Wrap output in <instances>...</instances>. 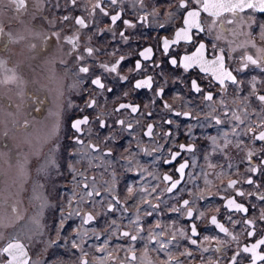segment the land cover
<instances>
[{"label": "flooded vegetation", "instance_id": "flooded-vegetation-1", "mask_svg": "<svg viewBox=\"0 0 264 264\" xmlns=\"http://www.w3.org/2000/svg\"><path fill=\"white\" fill-rule=\"evenodd\" d=\"M55 2L56 0H42L39 8V15L37 17L31 10L28 11L26 16L23 14V10L18 14L15 6L10 0H0V28H2L6 34H9L0 37V60L5 62L4 66L6 67L1 78V82L4 84L0 93V105L2 106L0 114L2 117L0 138H3V143L0 144V172L3 174L6 170H10V167H31L32 163L46 162V160L50 162L54 154V141L59 145L55 151V155L60 160L61 164L65 165L60 169V173L53 170L49 175L43 170L38 169V164V168H36L37 174L33 176L30 175V179L27 182L26 180H23L21 183L18 181L13 183L5 178V175L0 176V221H2L4 225L3 227H0V231H2L6 237L18 239L23 243L26 250L29 251L33 264H45V262L46 264H60L59 261L52 262L50 256H46V261L43 263H41V261L35 262L34 253L37 252V249L31 244V238L33 237L38 240V237L35 236L36 224L46 218H48V221H52L53 216L51 213L56 214L58 219L60 218L59 211L57 207H55V205H57V199L64 200L65 197L71 199V193L74 189L80 191L73 182L72 175L69 173L66 165H75V174L85 178L81 180L82 183H90L92 179H95L96 183L93 187L96 189L98 187L102 188L101 185H104V187L110 186L113 171L116 172L119 180L122 178L125 179L127 182L126 185L136 184V186L140 187L143 186L144 183L139 180L137 173L124 172L121 168V165L124 163V161L121 160V157L126 155L125 148L131 139L127 132L121 133L120 136L108 146L114 148L115 159L111 156H107V149H105L104 153L93 152L88 149L87 144L99 143V141L96 140L95 135L89 139L87 132L80 134L87 142L83 148L75 145V142L71 139L73 131L69 127V124L72 119L79 116V113H73L70 107H66V102L71 100L73 103L83 108L86 101H90L93 96H96V92L93 86L88 85L84 94H77L80 92V88L87 83V76L86 74H79L77 71L79 61L71 55L73 49L72 44L69 43V38L77 36H93L94 32H99V35H96L90 43L83 38L78 41L77 54L79 55V47L81 45L92 46L102 50L95 56L96 64H93V62L89 60V63L86 65L92 67L96 74H100L102 71L96 66L98 63L104 62L110 64L114 62L115 59H118L120 55H125L128 57V60L122 62L119 71L121 75H129L128 69L132 67L134 60L138 58L135 55L138 50H141L146 46L155 45L158 37L166 36L169 39L174 38V32L172 29L179 23V17H177V20H173L171 21V24H169V16L170 14L175 15V13H172V9L176 5H179V8L177 9V11H179L188 3V0H172L171 3H169L168 0H151L153 5H159V7L155 9L157 13L163 10L162 16L153 15L152 7L142 9L139 3H137L135 8L129 7L128 11L124 14V18H135L133 22L140 26L134 29H128L127 27L119 25V22L118 25H110L108 20L104 19L98 12L93 13L98 21L105 20V22L104 24L99 23L97 28L91 30L80 28L78 25H75L73 22L74 20L72 21L71 19L68 23H64L63 19L60 20V22H57L54 14ZM124 2L131 5V0H124ZM94 3L95 0H93V4ZM191 3L198 6V8L190 9V12L195 13V18L198 21L200 11H206L204 9L206 1L191 0ZM87 14V12H82L77 13L74 16L86 17ZM65 15H68L70 18L72 16L67 13H65ZM141 15L149 16L150 21H140L139 17ZM252 15H256L259 20L264 21V15H261L258 12L253 13L251 10H245V13L241 14V20L235 21L231 24L228 23V21L232 20V16L230 14H222L220 19H222L223 23L217 22L214 31L210 34H201V39L206 43L208 49H211V46L215 44L217 45V51L223 49L228 52L227 64L232 69L239 68L240 64L238 63V60L241 56L250 54L255 58L257 55L256 49L253 48L251 44L246 43L242 35H232L233 31L237 34L247 32L248 28L242 23V21L247 20ZM191 18L192 16L189 14L184 18L185 22H188ZM85 22L89 23V20L86 19ZM206 23L209 25L215 23V18H213V21L208 20ZM159 24H164L165 29L162 30L159 27ZM34 25L35 27H33ZM109 27L112 28V31H100V29H108ZM120 31H124L125 34L129 36V42L127 44H125L119 37ZM114 33L116 36L115 39H113ZM9 36L11 42H9ZM45 37L46 39H44ZM216 37H220V39H216ZM33 44L35 45V48H32ZM237 44L244 46L242 48L237 47ZM184 47H186V45L182 41L180 45L173 46L170 51H181L182 54ZM233 48L236 49L235 52L230 50ZM113 49L116 50L115 56L111 55ZM233 57H235V59H233ZM155 59L157 62H160L161 56L157 54ZM22 60H24V63H22ZM41 60L42 63L39 65V68L36 69L35 63L37 61L41 62ZM7 69H12L14 71L16 76L15 82H6L7 78L13 75V71H7ZM163 69L164 78L168 81L167 91L163 99L174 106V112L189 111L193 114L191 117L181 116L177 118L174 113H167V110L161 105H152L151 97L153 93L150 89L132 92L131 84L123 81L118 82L115 79H109L106 83L109 87H112L114 91L112 93L104 92L102 97H97L98 107L96 111L92 113V126L95 129V134L102 139L103 136L108 133V129L96 127L95 117L108 120L109 127H111L112 119H115L116 117L110 118L107 114L111 113L113 108L118 107L119 103L125 102L122 93L127 91L130 93L127 97V102L141 105L142 112L151 111L154 113L152 118H145L143 114L137 117V119L142 122V125H144V128L137 129V133L146 130V124L148 123L159 125L154 128L156 140L153 141L148 137H144V142L141 147L151 150L157 146V143H165L164 140L159 138V133L169 131V128L167 125L162 124V117L172 119L174 123L171 126L172 143L170 147L175 149L179 143L195 145V157H193L191 153L185 152L183 153V158L189 160L195 159L196 164L200 167H189L186 169L187 173H194L197 176H201L203 171L212 172L213 170L207 167L210 160L217 165L232 163L234 166L233 169L230 170L229 175L222 176L219 179L210 175L208 178L213 181V185L226 183L229 179H243V175H236L237 168L241 174L245 173L249 166V162L245 158L247 151H255L257 148L264 146V142L250 141L245 137L244 151L241 152L237 158L231 160H229L228 157L236 155L238 150L235 148L229 149V151L223 155L219 152H213V146L208 137H222V134L225 131H229L231 125H216L211 119H206L205 115L209 109L203 101V97L200 94L189 92L188 88L185 87L184 80H187L188 78H197L198 76L203 77L202 87L205 89L211 87V90L219 93L211 103L217 105V113L222 120L231 117V112L228 113V117H225L224 114L227 108L231 107V109L238 114H243L246 110L248 113V119L258 124L261 117L257 102L249 100L248 104L250 106H248L242 103V101L244 97L250 95V82L252 76L257 77L258 91L264 87V74L261 73L259 68L254 66L249 67L242 73L234 71V74L238 76L239 80L244 81V84L240 86L239 91L234 92L236 86L233 85L229 86L225 92L219 89L216 82L213 81L209 75L200 73L199 69L189 70L188 73H184V80H178L180 72L179 70H175L168 66L167 58H164ZM80 75L85 76V79L78 80V76ZM136 78L140 77L137 76ZM209 81H211V83H209ZM161 85L163 86V82H161ZM73 87H75V92L72 91ZM54 91H56V96H54ZM89 92L91 95L88 94ZM64 93L68 95V97H64ZM69 94L72 95L69 96ZM225 97L226 103L220 105V101ZM64 98L70 99L64 100ZM182 99L188 101L184 107H181ZM54 106L56 107L54 108ZM51 107L54 108L52 116L46 122L37 125L36 121ZM14 109L15 111H13ZM89 112L90 110L86 111L85 114H89ZM120 118H123L126 121L131 120L133 124L136 123V120L132 119L128 112H124ZM189 127H191V134L188 132ZM116 128L119 129V125H117ZM259 130L264 129H257V131ZM137 133H133V137H135ZM16 136L18 137V143L14 139ZM229 138L233 143L239 139L231 135ZM132 143L134 146L135 140H133ZM101 147H103V145H101ZM221 147H223V145H221ZM7 151H14L19 156L13 157L7 154ZM74 151L81 153V155L73 157L70 153ZM154 155L156 154L154 153ZM203 155H208L209 160L203 159ZM27 157L31 159L32 162L26 159ZM163 158L170 159V156L166 151L163 152ZM140 160L141 163L148 166L150 171L156 173L157 176L173 172V168L167 164H158V167L156 168L151 167L152 158L143 153L140 154ZM242 160L243 163L241 162ZM180 162L183 161L178 159L173 162V164L175 167H178ZM251 163L258 164L259 157H256ZM93 165L95 169L93 168L92 170H96L98 173L100 172V176L97 172L93 173L89 171ZM101 173L106 176L105 179L102 178ZM253 176L256 180V184L251 187L243 185L242 187L245 191L255 192L257 186L264 182V175L260 172L253 174ZM105 181H108L109 183L105 184ZM151 183L155 184L157 181H151ZM186 187L191 188L192 191L197 194L204 195H207L208 191L215 192L216 190L214 186L211 188H204L203 179L199 180L197 188H193L191 183L186 185ZM57 189L58 193H60V196H63V198H57V196L54 198V192L57 193V191L54 190ZM200 189H203L202 193L200 192ZM261 192H264V188H261V191L257 192L255 198L245 197L243 199L247 201L248 204H255L257 209H259L264 207V204L259 200ZM101 193L102 196L97 198L98 200H103L104 189ZM181 195L186 199L189 198L187 194L181 193ZM172 196L173 194H165L162 199L168 200L169 203H175V199L172 198ZM120 199L123 204V202L127 200V197L120 196ZM48 203H51L53 207H41ZM152 203L156 204L158 201L153 198ZM221 203L222 202L218 198L213 200L209 197L207 201H198L196 205L190 206L205 211L206 216L210 217L211 215H217L216 206ZM257 209H253L251 214L237 213L235 216L237 219L241 216H247V218L252 219L257 215ZM63 210L65 212L68 211L66 209V204ZM103 210L104 207H102V211ZM129 210L130 213L134 212L135 205L129 204ZM88 212L89 211H82L81 213ZM114 216L120 217V213L116 212ZM175 218L176 217L173 213L168 212L165 209L163 214H154L153 217L147 218L146 227L153 226L157 220L169 223ZM185 219L186 217H180L181 225H183ZM121 221H123L124 224L121 226L120 230H132V226L129 224L127 218H123ZM92 222L86 226H90ZM197 223L199 224V221H197ZM205 223H207V220H205ZM226 227H229L230 231L233 230L231 225H226ZM213 229L214 226H210L209 228L201 226L202 235L198 245H189V249L194 251V256L182 257V264H202V261L199 259L202 247L209 248V252L203 253L205 257H213L214 253L212 250L216 247V243L203 242L202 239L203 235L213 234H218L223 237L224 234H219L218 230L213 231ZM66 230L67 226H65L63 232ZM235 232H239V229H235ZM133 234H135V232H133ZM144 235L147 236V233H144ZM240 240L241 244L245 240V237L242 234ZM116 242H118L116 247L121 245L124 247L128 246L126 238H115L113 240V246ZM248 242H253V238H248ZM154 243L155 242H152L148 245L149 249ZM181 243L183 244V241ZM232 248H236L235 242L232 244ZM144 249V241L140 240L135 242L134 250L137 252L140 260L143 261V264H148L149 260L159 261L158 255L154 252H149V254L145 256ZM115 252H117L116 254L119 259L123 261V264H130L127 259L130 253ZM173 255L179 257L180 253L173 249ZM215 255L219 254L216 253ZM221 259H223V257H221ZM131 264H138V262H131Z\"/></svg>", "mask_w": 264, "mask_h": 264}, {"label": "snow or ice", "instance_id": "snow-or-ice-1", "mask_svg": "<svg viewBox=\"0 0 264 264\" xmlns=\"http://www.w3.org/2000/svg\"><path fill=\"white\" fill-rule=\"evenodd\" d=\"M10 2L15 6L18 14L23 10V14L26 16L28 11L31 10L38 17L42 0H10ZM168 2L171 3L172 0H168ZM80 3H84V0H66V5H71L69 11ZM137 3H139L142 9L152 7L153 15H163V10L159 13L155 11L159 5H153L151 0H131V5L126 4L124 0H96V2L91 5L90 9L88 5L85 4V9L88 13L86 17L74 16L70 18L68 15H64L63 21L64 23H68L71 19L74 20L75 25H78L82 29H95L98 27L99 23L103 22L98 21L96 16L93 15V13L98 12L104 19L108 20L110 25H118L119 22V25L127 27L128 29H134L140 25L133 22L135 18L125 19L124 14L128 11L129 7L135 8ZM178 8L179 5H176L172 9V13H175V15L170 14L169 16V24L179 17V23L172 29L174 38L169 39L166 36L158 37L155 45L146 46L138 50L135 54L138 58L134 60L132 67L128 69L129 75H121L119 71L122 62L128 60V57L125 55H120L118 59H115V61L110 64L104 62L98 63L96 66L102 71L100 74H96L92 67L86 65L89 63V60H91L93 64H96L95 56L102 50L92 46L81 45L79 47V55L77 54V42L83 38L90 43L96 35H99V32H94L93 36L69 38V43L72 44L73 49L71 55L79 61L77 71L79 74H86L87 76V83L80 88V92L77 94H84L88 85L93 86L96 92V96H93L90 101H86L83 108L73 103L71 100L66 102V107H70L73 113H79V116L72 119L69 124V127L73 131L71 139L75 142V145L83 148L87 142L80 134L87 132L89 139L95 135L99 143L87 144L88 149L100 153H104L105 149H107V156H111L115 159L114 148L108 146L111 145L121 133L127 132L131 139L125 148L126 155L121 157V160L124 161L121 168L124 172L137 173L139 180L144 182L143 186L140 187L136 186V184L127 185V200L122 204L120 194L117 193L118 177L116 172L113 171L110 186L104 187V185H101V187L104 188L103 200L106 203V208L103 213H97V215L94 216L91 212L81 213L79 209L81 205H87L94 209L97 204L101 203L97 198L101 197L102 193L93 187L96 183L95 179H92L90 183H82L81 180L85 178L75 174V165H66L69 173L72 175L73 182L76 184V187L80 189V192L77 193L73 190L71 199L65 197L64 200H58L57 205H55L60 212L56 234L57 239H61L60 232L64 230L67 221L73 216L80 217L81 224L73 229V237L68 240L72 249L81 250V258L77 264H91L86 258L88 253L83 250L84 239L90 236H94L97 240H100L101 236L104 237L100 245L93 246L95 252L101 253V256L98 257L99 264H123V261H121L118 256L113 255V251L130 253L127 257L130 264L131 262L143 264V261L140 260L137 252L134 250L135 242L140 240L145 242V256H147L149 252H154L159 257L158 262L149 260L148 264H182V257L194 256V251L189 249V245H198L202 235L201 226L204 228L214 226L213 231L218 230L219 234H224L223 237L218 234L203 235V242H215L216 247L212 250L214 255L211 258L203 255V253L209 252V248L202 247L201 256L199 257L202 264H258V262L259 264H264V207L257 209L255 204H248L247 201L243 199L245 197L255 198L257 192H260L261 188H264V182L257 186L255 192L245 191L242 187L243 185L251 187L256 184L253 174L260 172L264 175V146L257 148L255 151H247L245 158L249 162L248 168L243 174L239 172L238 168L236 170V175H243V179H229L226 183L213 185V181L208 177L212 175L216 179H219L222 176L229 175L230 170L234 167L233 164L226 163L224 165H217L209 160L208 155H203V159L209 160L207 167L213 171H203L201 176H197L194 173H187L186 169L189 167H200L196 164L195 159L189 160L183 158V153L185 152L191 153L192 156L195 157V145L179 143L175 149L170 147L172 143L171 126L174 121L163 117L162 124L167 125L169 131L159 133V138L164 140L165 143H157V146L151 150L141 147L144 142V137H148L153 141L156 140L154 128L159 125L148 123L146 124V130L137 133L138 128H144V125H142V122L137 119V117L143 114L145 118H152L154 113L151 111L142 112L141 105L127 102V97L130 95L127 91L122 93L125 102L119 103L118 107L113 108L112 112L107 114L110 118L116 117L112 119L111 127H109L108 120L95 117L96 127L108 129V133H106L102 139L95 134V129L92 126V113H94L98 107L97 97H102L104 92L112 93L114 91V89L109 87L106 83L109 79L131 84L132 92L150 89L153 93L151 97L152 105H161L167 110V113H174L177 118L181 116L191 117L193 114L189 111L174 112V106L163 99L168 84V81L164 78V58H167V64L170 68L179 70L180 76L178 80H184L183 74L188 73L189 70L199 69L200 73L209 75L212 80L216 82L219 89L225 92L229 86L233 85L236 86L234 92L239 91L240 86L244 84V81L239 80L238 76L234 74V71L242 73L249 67L254 66L259 68L261 73L264 74V21L259 20L256 15H252L247 20L242 21L248 28L247 32L242 34H237L235 31L232 32L233 36L242 35L245 42L251 44L257 52L255 58L250 54L241 56L238 60L240 66L237 69H232L227 64L228 52L223 49L217 51V45L215 44L211 46V49H208L206 43L201 39V34L207 35L214 31L217 22L223 23L222 19H220L222 14H230L232 16V20L228 21L230 24L235 21H240L241 14L245 13V10H251L253 13L258 12L264 15V0H207L204 4V9L206 11H200L199 20H196L195 13H191L192 18L188 22H185L184 18L189 15L191 8H198V6L192 4L191 0H188V3L182 9L177 11ZM213 18H215V23H211L210 25L206 23L208 20L213 21ZM86 19L89 20V23L85 22ZM139 20L150 21V17L141 15ZM33 27H35V25ZM159 27L162 30L165 29L164 24H159ZM100 31L110 32L112 28L100 29ZM5 35L9 34H6L3 29L0 28V37ZM119 37L125 44L129 42V36L126 35L124 31L119 32ZM115 38L116 36L114 33L113 39ZM44 39H46V37ZM216 39H220V37H216ZM182 41L186 45L182 50V54L181 51H170L173 46L180 45ZM9 42H11L10 36ZM243 46L244 45L237 44V47L242 48ZM32 48H35L34 44ZM230 50L233 52L236 51L234 48ZM157 54L161 56L160 62H157L155 59ZM111 55H116L115 49L112 50ZM233 59H235V57H233ZM4 63L5 62L0 61V67L4 66ZM7 71L13 70L7 69ZM137 76L140 78H136ZM84 79L85 76H78V80ZM15 80L16 76L13 71V75L9 76L6 82H15ZM161 82H163V86ZM184 83L189 92L200 94L203 97V101L209 109L205 115L206 119H211L216 125H231L229 131H225L222 137H208L213 146V152H219L223 155L227 153L229 149L235 148L238 151L235 156L228 157V159L231 160L237 158L239 154L244 151L245 137L250 141L264 142V130L257 131V129H264V87H262L260 91L257 90L256 76L251 77L250 95L244 97L242 103L250 106L248 104L249 100L257 102L261 117L258 124L248 119L246 110L243 114H238L236 111H233L231 107H228L224 113L225 117H228V113L231 112V117L222 120L217 113V105L211 103L219 93L211 90V87L208 89L202 87L203 77L188 78L184 80ZM209 83H211V81H209ZM72 91L75 92V87H73ZM88 94L91 95L90 92ZM186 103H188V101L182 99L181 107H184ZM225 103L226 97L220 101V105H224ZM88 110H90L89 114H85ZM124 112H128L129 116L136 120V123L133 124L131 120L126 121L120 118ZM117 125H119V129L116 128ZM188 132L191 134V127H189ZM133 133H137V135L133 137ZM230 135L239 139L233 143L229 138ZM133 140H135L134 146L132 143ZM53 143V158L47 166L42 169L49 175L53 170L60 173V169L65 166L61 164L60 160L55 155V151L59 145L55 141ZM101 145H103V147H101ZM221 145H223V147H221ZM164 151L169 154L170 159L163 158ZM141 153L152 158L151 167L156 168L158 164H167L173 168V172L157 176L156 173L150 171L148 166L141 163ZM154 153L156 155H154ZM70 154L73 157L81 155V153L76 151ZM256 157H259V163L252 164L251 162ZM178 159L183 162H180L178 167H175L173 162ZM241 162L243 163V160ZM200 179L204 181V188H211L214 186L216 188L215 192L208 191L207 195L197 194L193 192L191 188L186 187V185L191 183L193 188H197ZM151 181H157V183L152 184ZM108 183V181H105V184ZM200 192L202 193L203 189H200ZM181 193L187 194L189 198H184ZM165 194H173L172 198L175 199V203H169L168 200L162 199ZM209 197L213 200L218 198L222 202L220 205L216 206L217 215L208 217L205 211L190 206L196 205L198 201H207ZM153 198L156 199L158 203L153 204ZM259 200L264 204V192H261L259 195ZM65 203L69 209L67 212L63 210ZM129 204L135 205V211L132 213H130ZM41 207L50 208L53 207V205L48 203ZM165 209L173 213L176 218L169 223L157 220L153 226L146 227L147 218L153 217L154 214H163ZM253 209H257V215L252 219L247 218V216H241L237 219L235 216L237 213L251 214ZM116 212L120 213L121 219H128L129 224L132 226L131 231L120 230L115 218L110 221L105 232L98 233L93 229L91 233H89L88 230L84 229V225H88L90 222L96 220L97 216L114 215ZM180 217H186L183 225H181ZM205 220H207V223H205ZM197 221H199V224ZM226 225H231L233 230L230 231L229 227H226ZM3 226L2 221H0V227ZM237 228L239 232H235ZM46 231V228L44 230L37 228L35 236L39 239L33 238L32 244L38 246L39 243H43V237ZM133 232H135V234H133ZM144 233H147V236H145ZM241 234L245 237L242 244L240 240ZM116 237L126 238L128 246L124 247L121 245L119 247H112L110 241ZM248 238H253V242L249 243ZM182 241L183 244L181 243ZM152 242L155 243L149 249L148 245ZM234 242L236 243V248L233 249L232 244ZM55 243V240H49V244ZM173 249L179 251V257L173 255ZM216 253L219 255H215ZM221 257H223V259H221ZM0 264H33V261L29 257V251L26 250L23 243L18 239L6 237L5 234L0 231Z\"/></svg>", "mask_w": 264, "mask_h": 264}, {"label": "rangeland", "instance_id": "rangeland-1", "mask_svg": "<svg viewBox=\"0 0 264 264\" xmlns=\"http://www.w3.org/2000/svg\"><path fill=\"white\" fill-rule=\"evenodd\" d=\"M95 2H96V0H95ZM85 4H87L89 9H90L91 5L93 4V0H84V3L78 4L75 8H72L71 11H69V8H71V5H66V0H56V2L54 4V14L56 16L57 22H60V20L63 19V16L65 15V13L70 14V15H72L71 17H73L77 13L87 12V10L85 9ZM51 14H52V12H51ZM104 22H105V20H103V22L100 24H104ZM22 63H24V60H22ZM36 63H35V68L38 69L39 65L42 63V60H41V62L37 61ZM42 65H44V64H42ZM31 66H32V64H31ZM5 70H6L5 66L0 67V93L2 91V87L4 84L1 82V78H2L3 72ZM11 83H13V82H11ZM71 95L72 94H69V96H71ZM54 96H56V91H54ZM64 97H68V95L65 94ZM68 99H70V98H64V100H68ZM55 107L56 106H54V108ZM54 108L51 107V108L47 109L45 111V113L43 114V116L36 121L37 125H40V124L46 122L52 116ZM1 111H2V106L0 105V114H1ZM13 111H15V109ZM18 117H20V116H18ZM1 119H2V117L0 116V132H1ZM14 139L18 143V137L16 136V137H14ZM48 142H49V139H48ZM2 143H3V138H0V144H2ZM6 153L13 156V157L19 156L14 151L13 152L7 151ZM11 156H10V158H11ZM26 159L31 161V159H29L28 157ZM48 163L49 162L46 160V162H36L34 164L32 163L31 167H29V166L10 167V170H6L3 174H2V172H0V176L5 175V178H7L9 181H12L13 183H16L15 181H18L21 183L23 180H26V182H27L30 179V175L33 176V175L37 174L36 168H38V164H39L38 169L42 170L43 168H45L47 166ZM93 168L95 169L94 165L91 169L89 168L90 169L89 171L93 172V173H96V172L98 173V171L92 170ZM98 175L100 176V172L98 173ZM101 176L103 179L106 178V176L104 174L102 175V173H101ZM126 184H127V182L125 181L124 178H122L120 180L118 179V181H117V193L120 194V196L127 197V192H126L127 185ZM103 189L104 188L98 187L96 190L102 191ZM74 190L77 193L80 192L78 189H74ZM54 191H57V193L54 192V198H55V196H57V198L58 197L63 198V196H60L61 194L58 193V189L54 190ZM58 200L59 199L56 200V204L58 203ZM100 201H101V203L97 204L94 209L91 207H88L87 205H81L79 210L81 212L82 211H89V212H92L94 215H97V213H103L104 210L102 211V207H104V209H105L106 203L102 199H100ZM66 209L69 211L67 205H66ZM51 214L53 216L52 221H48L47 220L48 218H46V219H43L42 221H40L36 224V228H35L36 231H37V228H40L41 230H44L46 228L47 231L45 232V235L43 237L44 242L39 243L38 246L34 245L37 249V252L34 253L35 254L34 261L35 262L41 261V263H43L44 261H46V258H47L46 256H50L52 262L53 261H59L60 264H77V262L81 258V250L80 249H75V250L72 249L71 244L68 243V240L73 237V229H75L78 225L81 224L80 217L79 216H73L70 220H68L66 225H65V226H67V230L65 232H63L64 230L62 232H60L61 239H57L56 228H57V222L59 221V219H58V216H56V214H53V213H51ZM59 214H60V212H59ZM114 215H99V216H97V219L91 223L90 226L84 225V229L88 230L89 233H91V231L93 229L98 233L105 232L106 229L108 228V224L110 223V221L113 218L116 219L117 225H118L119 229H121V226L124 224V222L121 221L122 219L120 217L114 216ZM103 238L104 237L101 236L100 240H97L94 236H90V237H86L84 239V242H83L84 243V249L83 250H84V252L88 253L86 258L91 262V264H99L98 257L101 256V253L95 252L93 246L100 245L103 241ZM32 239H33V237L31 238V244H32ZM114 239L115 238H113V240ZM49 240H55L56 243L55 244H49ZM113 240L110 241V244L112 246H113ZM117 245H118V242H116L113 247H116ZM113 253L115 256H117V254H116L117 252L114 251Z\"/></svg>", "mask_w": 264, "mask_h": 264}, {"label": "water", "instance_id": "water-1", "mask_svg": "<svg viewBox=\"0 0 264 264\" xmlns=\"http://www.w3.org/2000/svg\"><path fill=\"white\" fill-rule=\"evenodd\" d=\"M206 2H207V0H205ZM192 12H190L189 14H191ZM29 257H30V255H29Z\"/></svg>", "mask_w": 264, "mask_h": 264}]
</instances>
